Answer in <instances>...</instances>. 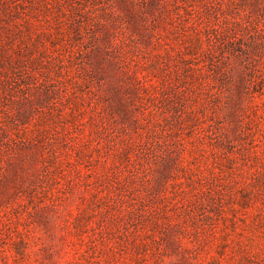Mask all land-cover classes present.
<instances>
[{"label":"rangeland","instance_id":"rangeland-1","mask_svg":"<svg viewBox=\"0 0 264 264\" xmlns=\"http://www.w3.org/2000/svg\"><path fill=\"white\" fill-rule=\"evenodd\" d=\"M0 264H264V0H0Z\"/></svg>","mask_w":264,"mask_h":264}]
</instances>
